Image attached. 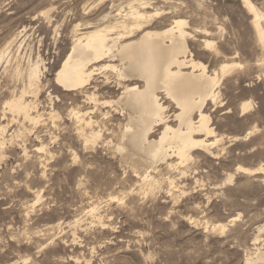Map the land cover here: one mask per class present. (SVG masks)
Segmentation results:
<instances>
[{
  "label": "rangeland",
  "instance_id": "rangeland-1",
  "mask_svg": "<svg viewBox=\"0 0 264 264\" xmlns=\"http://www.w3.org/2000/svg\"><path fill=\"white\" fill-rule=\"evenodd\" d=\"M249 1L264 27V0ZM251 12L243 0H0V264H264V35ZM177 20L187 22L191 58L220 80L204 108L215 134L196 138L220 143L181 167L172 158L152 168L122 141L130 115L115 104L124 89L114 74L71 93L55 78L83 33L162 31ZM224 64L234 69L223 74ZM35 65L40 82L30 87ZM160 96L177 126L179 110ZM20 98L27 115L11 107ZM90 112L94 127L77 118Z\"/></svg>",
  "mask_w": 264,
  "mask_h": 264
},
{
  "label": "bare ground",
  "instance_id": "bare-ground-1",
  "mask_svg": "<svg viewBox=\"0 0 264 264\" xmlns=\"http://www.w3.org/2000/svg\"><path fill=\"white\" fill-rule=\"evenodd\" d=\"M243 1L254 13L255 27L261 38H263L264 32L262 28L264 27L261 28V24L259 23L260 14L255 12L249 0ZM144 4L146 5V3ZM142 7H144V5ZM131 15L137 20H141L145 17L144 14H141L138 10H133ZM186 25L187 22L185 20H177L174 22V25L162 31L143 30L142 24H137L135 28H129L126 24L98 27L87 33H83L72 43H75V45L56 73L55 84L64 92L68 93L80 91L89 85V82L96 75L102 74L104 76V72L114 74L117 79V86L124 89L122 96L119 97L118 100L116 99L117 102L115 104L128 110L130 115L129 123L127 124L126 131L124 130V139L122 141L127 140L132 150L145 156L151 163L152 168L159 164V162H165L167 164L172 158L178 159L179 163L175 165L177 168L179 165L188 164V162L191 163L192 152L207 150L211 145L219 141L216 139V141L209 143L205 138H196L197 136H206L208 138L215 134L214 128L210 125L211 119L209 115L204 113V108L208 101L215 102L218 98L219 93H217V87L220 80L217 74L214 76L209 75L206 66L196 62L189 55V35L185 31ZM136 31H141L142 33L138 39L134 38L137 33ZM207 46L210 47L212 45L211 43H207ZM6 52L5 54H7ZM7 55H5V57H7ZM2 59L1 57V60ZM103 62L107 63L103 64ZM36 64L38 63L36 62ZM233 67L232 64H224L222 67L223 74ZM187 68L191 69L190 72L184 71ZM40 70L38 65L30 68L28 72V83L30 87L37 86V83L40 82ZM197 71H199V73H197ZM131 81H140L143 83V87L141 88L137 84L132 86L127 85V83ZM160 94L163 95L165 99L173 102L179 110L175 115L177 126L171 125V117L167 115V107L161 103ZM94 95H91L88 101L93 104V110L101 111V108H99L100 105L98 104L99 101L95 99ZM25 102H22V98H20L19 100L13 101L11 107L15 111L27 115L28 106H24L23 103ZM248 106L249 104H245L244 108L246 109ZM77 114H79V112ZM92 114L93 112L79 115L77 117L78 121L82 120L87 126L91 127L94 123L93 117L88 116H92ZM55 115L56 114L53 116L55 117ZM195 115H197V119ZM86 117L89 120H86ZM31 122L33 123L32 120ZM80 125L82 124L79 123V127ZM156 127L162 128L160 138L158 140L149 141V136ZM98 132H100V130ZM93 134L95 138H99V133ZM122 145L119 147L117 146L118 150H124L125 147ZM215 148L212 149L215 150ZM129 160L130 159H128V161ZM169 167H173V165L169 164ZM243 170L247 173H253L252 170ZM155 172H157V169ZM159 173H161V171ZM141 189H144L143 186ZM223 229H225V226H223ZM257 260L264 261V255H259L256 261ZM251 262H253V260L247 259V263Z\"/></svg>",
  "mask_w": 264,
  "mask_h": 264
}]
</instances>
